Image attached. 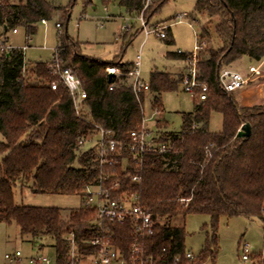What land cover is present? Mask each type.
Instances as JSON below:
<instances>
[{"label": "trees", "instance_id": "16d2710c", "mask_svg": "<svg viewBox=\"0 0 264 264\" xmlns=\"http://www.w3.org/2000/svg\"><path fill=\"white\" fill-rule=\"evenodd\" d=\"M168 1L154 0L144 12L145 19L150 22ZM120 5L132 16L143 6L142 0H120ZM70 9L47 0H1L0 35L19 27L28 35L35 34L37 24L53 18L56 11L67 25ZM195 11L210 22L216 20L214 36L205 26L201 40L215 39L217 46L201 48L197 56L198 78L208 85L207 99L193 98V111L182 112L181 129L161 135L159 140L171 142L167 153H146L141 160L132 157L127 144L130 132L145 117L146 94H153L152 109L162 112V93L177 91L182 74L176 77L167 71H152L148 89L135 93L123 83L129 63L119 66V79L110 77L107 69L115 64L82 53L80 43L65 29L57 36L60 56L87 91L89 121L76 115L62 84L52 90L50 84L57 77L47 62L27 66L24 76L21 49L0 54V222L15 223L21 235L40 247L52 246L57 263L68 262L71 239L76 257L95 251L89 241L99 235L93 224L96 211L84 206L67 211L18 205L14 197L18 182L31 185L35 193L79 195L83 203L86 187L100 182L115 199L138 196L154 217H167L165 225H157L144 238L145 252L159 264H215L222 217L264 221V103L240 107L234 92H225L218 79L223 67L243 56L264 59V0H196ZM139 31L129 37L133 39ZM163 40L174 43L167 33ZM190 54L169 51L167 57L186 60ZM112 83L115 86L110 89ZM214 112L222 116L219 131L210 129ZM244 123L251 126L248 138L239 135ZM94 124L111 130L120 143L110 156L113 164L101 166L96 147L83 150L79 144L81 138L91 136ZM190 214L209 216L205 227L211 230V237L193 260L186 258L185 227L175 223ZM111 231L113 243L127 253L133 238L129 225L114 224ZM257 264H264V240Z\"/></svg>", "mask_w": 264, "mask_h": 264}, {"label": "rangeland", "instance_id": "374dc122", "mask_svg": "<svg viewBox=\"0 0 264 264\" xmlns=\"http://www.w3.org/2000/svg\"><path fill=\"white\" fill-rule=\"evenodd\" d=\"M16 3L18 0H10ZM55 6L70 7L71 15L62 30L80 43L82 53L100 60L110 61L120 70V65L135 60L136 55L141 52L140 76L148 81L151 71H170L173 74H183L186 69L180 60L167 58L168 51H188L197 49V42L201 39V29L208 26L211 36L215 19L211 22L208 17L201 16L195 11L196 0H169L161 10L150 20L151 24H164L174 21L172 18L176 13H188L190 18L197 21L190 24L187 19L181 23H173L168 30L167 36H173L174 43L166 44L157 36L150 35L145 38L143 31H139L133 39L129 36L134 34H121V26L125 24L128 14L120 5V0H47ZM109 15L116 17L110 18ZM123 16V17H121ZM133 17V16H132ZM58 15L47 20V24L39 23L37 32L32 34L31 40L26 41V30L19 27L18 34L12 35V30L6 32L11 37V43L19 48L26 46L23 50L27 66L37 62H47L53 56V50L58 46L57 36L59 28L56 23L63 24ZM133 25L139 27L134 18ZM130 22V24H131ZM102 24V26H101ZM132 25V24H131ZM170 29V30H169ZM127 37V38H126ZM205 48L217 46L215 39H206ZM239 70L247 71L249 60L242 58L238 61ZM178 75H176L177 77ZM163 112L155 113L151 107L150 97L145 101V125L147 129L158 131L164 135L167 132H177L182 126V112H192L194 109L193 98L183 90L180 85L177 91L162 93ZM161 118L159 126L157 119ZM222 127V116L212 113L210 120L211 131H219ZM2 136L0 134V140ZM90 144L83 146V150L89 148ZM15 202L18 205L59 207L64 210L77 209L84 206L83 198L79 195L35 193L28 184L17 183L14 190ZM210 222L207 215L190 214L185 218H179L175 222L184 225L187 233L185 244L187 250L194 255H199L206 240L211 237V230L205 227ZM21 235L19 227L15 223L0 222V264H5V254H12L19 250L21 252V264H29L31 257L45 256L50 259V264H57L55 249L47 244L43 247L38 242H33ZM264 229L258 218L246 217H222L218 225L219 252L215 264H257L263 252ZM248 242L254 254L253 261L244 262L241 259V244ZM89 260L83 264H88ZM205 264H212L211 261Z\"/></svg>", "mask_w": 264, "mask_h": 264}, {"label": "built area", "instance_id": "2783aa9c", "mask_svg": "<svg viewBox=\"0 0 264 264\" xmlns=\"http://www.w3.org/2000/svg\"><path fill=\"white\" fill-rule=\"evenodd\" d=\"M154 0H142V9L140 12L133 16L134 20L139 23L140 29L143 31L145 38L150 35H154L160 38L166 37V29L173 23H181L185 20H189L190 24L196 22L195 19L190 18L188 13H176L172 18L174 21L164 24H151L144 17V12L153 4ZM1 5V0H0ZM131 17L126 18V23L122 27L123 31H129L131 29L130 24ZM42 23H47V20L42 19ZM59 33L62 30V23L57 22ZM102 26V24H101ZM16 33L17 28L11 29ZM6 33L0 35V54H10L16 49L22 51L26 48L16 47L7 41ZM30 35L27 34L26 40L29 41ZM206 45L205 40L199 39L197 42V49L189 55L185 60L187 63L186 69L182 74L181 86L183 90L191 95L192 98H197L199 101L207 99L208 85L199 80L198 68H197V56L198 51L204 48ZM179 52H182L178 50ZM142 56L139 52L132 65L126 74V80L123 83L130 86L135 93L142 89H148V82L141 79L140 76V64ZM48 68L52 70L53 74L57 77L50 86L52 90H56L59 84H62L69 92L72 99L74 110L77 116L86 120H91L90 110L86 104L88 97L87 91L82 86V80L74 73V71L67 66L63 65L60 50L57 46L53 50V56L49 62H47ZM27 71V64L24 59L23 75L25 76ZM108 73H112V77H119L122 72L115 66H110L107 69ZM261 77V70L258 67L251 66L247 74H243L240 71L231 69L228 66L223 67L219 72V83L221 88L227 92H235L242 89L250 82ZM115 84L110 85V89H113ZM159 111L156 110L155 113ZM198 126V124L196 125ZM160 133L150 131L145 125V117L141 126L130 132L131 141L127 144V150L135 159H142L146 153H167L171 149V142L159 140L161 138ZM81 147L90 144V146L96 147V155L100 165L113 164L114 159L110 156L117 152V148L120 143L113 138V132L106 130L99 125L94 124V132L89 138H81L79 140ZM126 165V160L123 161ZM138 178L135 177V180ZM182 201H186L182 199ZM84 207L96 211V219L94 221V228L97 229L99 235L92 238L89 244L95 247L93 253L84 255L80 258L76 257V245L71 238V248L68 253L67 263L57 264H82L81 260H89V264H159L153 261V257L145 252L144 238L152 235L157 225H165L167 223V217L153 215L151 209L141 204L138 196H124L122 199H115L104 190L101 182L97 185L87 186L84 195ZM114 224L126 225L128 224L133 234L132 242L129 245L127 253L122 251L116 246L111 238V226ZM264 226V221H262ZM241 259L244 262L253 261V252L251 251V245L248 242H242L241 246ZM196 257L192 252L187 250L186 258L193 260ZM5 264H21V252L19 250L12 254H5ZM29 264H50V259L45 256L33 257L29 261Z\"/></svg>", "mask_w": 264, "mask_h": 264}, {"label": "crops", "instance_id": "0c3cea01", "mask_svg": "<svg viewBox=\"0 0 264 264\" xmlns=\"http://www.w3.org/2000/svg\"><path fill=\"white\" fill-rule=\"evenodd\" d=\"M123 7V6H122ZM124 8V7H123ZM125 9V8H124ZM126 10V9H125ZM127 13V12H126ZM128 14V13H127ZM54 15H58L59 16V19H62V20H64L63 19V17L61 16L62 15V13L60 12V11H56L55 13H54ZM53 15V16H54ZM128 16H130L131 17V19H130V22H131V20L133 19V17H132V15H130V14H128ZM108 17H112V18H114V17H116V16H112V15H109ZM121 17H123V16H121ZM124 19L126 20V18H123L122 19V21H124ZM136 22V21H135ZM39 23H42L41 21L39 22ZM39 23L37 24V28H38V25H39ZM63 23H64V21H63ZM126 23V22H125ZM137 23V22H136ZM42 24H44V23H42ZM45 24H47V23H45ZM57 24V23H56ZM131 29H132V31H136L137 29H140V27H138V26H135V25H133V23L131 22ZM63 25V24H62ZM125 24H123V26H124ZM123 26H121V35L120 36H122V33H124V32H126V31H123L122 30V27ZM18 30H19V28H17V32L16 33H14V32H12L11 34L12 35H16V34H18ZM37 32V31H36ZM11 34H9L8 36H7V41L10 43V44H12L11 43V37H10V35ZM26 36H27V33H26V35H25V40H26ZM31 36V35H30ZM31 38V37H30ZM31 40V39H30ZM27 41V40H26ZM13 45V44H12ZM169 52V51H168ZM167 52V53H168ZM173 52H177V51H173ZM185 52H188V51H185ZM166 53V54H167ZM168 58V57H167ZM242 58H244V59H248L249 60V64H248V69H247V71H245V72H242V71H240L239 69V64H238V61H240ZM170 59V58H169ZM173 60H180V61H182V63L185 65V60H181V59H173ZM50 61V60H49ZM49 61H47V62H49ZM132 63H133V61L132 62H130L129 64H130V66L132 65ZM251 66H254V67H258L260 70H261V77H259L258 79H256V80H254V81H252V82H250L249 84H247L245 87H243L242 89H239V90H237V91H235L233 94H234V97H235V99H236V101H237V103H238V105L240 106V107H248V106H253V105H259V104H263L264 103V59H262L261 61H256V60H253V59H251V58H249L248 56H243V57H241L240 59H237L236 61H234V62H232L230 65H228V67H230L231 69H234V70H237V71H240V72H242L243 74H247L248 73V71H249V68L251 67ZM156 70V69H155ZM154 69L152 70V71H155ZM151 71V72H152ZM156 71H158V70H156ZM168 72V71H167ZM169 73H171L173 76H176V75H179V74H173L172 72H170L169 71ZM150 97V100H151V107H152V102H153V94L152 93H150V92H147V94H146V99H145V101L147 100V98H149ZM162 98V97H161ZM163 112V111H162ZM162 112H158L157 114H160L161 115V113ZM212 116V115H211ZM211 120V119H210ZM159 122H161V118H158L157 119V125L159 126ZM150 131H154V130H150ZM154 132H157V133H159L158 131H154ZM48 245V244H47ZM31 258H33V257H31ZM31 258H30V260H31ZM29 260V261H30ZM87 260H84V259H82L81 260V263L83 264L84 262H86ZM88 264H89V262H88Z\"/></svg>", "mask_w": 264, "mask_h": 264}, {"label": "water", "instance_id": "95a60500", "mask_svg": "<svg viewBox=\"0 0 264 264\" xmlns=\"http://www.w3.org/2000/svg\"><path fill=\"white\" fill-rule=\"evenodd\" d=\"M92 1V0H90ZM110 77L113 76L112 73L109 74ZM239 135L242 136V137H245V138H248L250 137L251 135V126L249 123H244L241 128H240V131H239Z\"/></svg>", "mask_w": 264, "mask_h": 264}]
</instances>
